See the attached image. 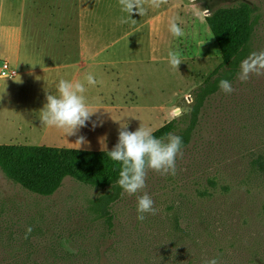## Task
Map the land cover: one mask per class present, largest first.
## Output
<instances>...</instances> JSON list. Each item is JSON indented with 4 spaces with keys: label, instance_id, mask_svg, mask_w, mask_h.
I'll return each instance as SVG.
<instances>
[{
    "label": "rangeland",
    "instance_id": "obj_1",
    "mask_svg": "<svg viewBox=\"0 0 264 264\" xmlns=\"http://www.w3.org/2000/svg\"><path fill=\"white\" fill-rule=\"evenodd\" d=\"M63 1L0 0L1 146L106 152L117 143L120 124L153 135L175 119L185 128L196 90L222 64L206 21L214 13L243 22L242 4L254 7L252 52L264 50V0H167L160 8L146 5L145 15L132 16L134 24L120 23L126 14L119 0H86L95 7V28L63 17L60 5L76 7L79 0ZM173 18L183 37L170 33ZM78 51H107L116 59L103 60L101 92L86 96L97 111L91 118L97 126L90 121L67 136L40 119L50 91L16 82L29 64ZM170 51L180 53L178 70L168 62ZM5 64L13 76L1 75ZM237 77L231 94L220 90L205 103L177 157L176 175L148 170L144 191L158 211L143 222L137 220L136 197L124 191L112 204L110 230L89 209L105 191L67 176L53 192H34L0 169V264H204L212 258L219 264H264V76L246 82ZM80 135L88 143L78 149ZM70 137L75 139L69 147L46 144ZM61 249L75 255L64 262L54 256Z\"/></svg>",
    "mask_w": 264,
    "mask_h": 264
},
{
    "label": "trees",
    "instance_id": "obj_2",
    "mask_svg": "<svg viewBox=\"0 0 264 264\" xmlns=\"http://www.w3.org/2000/svg\"><path fill=\"white\" fill-rule=\"evenodd\" d=\"M242 8L245 14L243 22L225 20L221 18L220 12L206 17L221 51L222 64L196 90L195 104L189 113L187 126L179 128L175 119L157 130L154 134L156 138H166L170 133L175 134L182 138V149L187 148L198 125L199 113L208 99L221 90L219 82L224 79L232 83L237 77L241 62L252 53V40L257 22L254 7L242 4ZM120 168L119 162L111 160L108 156V151L88 152L0 145V169L20 183L24 189L40 193L46 190L53 192L62 183V177L71 176L82 186L105 191L100 198L91 202L89 209L95 220H103L110 230L114 227L112 204L119 200L123 193V189L117 183ZM59 253L61 254L55 253L54 256L64 262L75 255L71 249H61Z\"/></svg>",
    "mask_w": 264,
    "mask_h": 264
},
{
    "label": "clouds",
    "instance_id": "obj_3",
    "mask_svg": "<svg viewBox=\"0 0 264 264\" xmlns=\"http://www.w3.org/2000/svg\"><path fill=\"white\" fill-rule=\"evenodd\" d=\"M166 3L167 0H119L121 11L126 14V17H121L120 23L125 24L131 21L134 24L136 20L132 16L134 14L145 15L148 10L146 5L160 8ZM169 31L176 38L185 35L177 18L171 20ZM168 58L170 66L178 70L180 63L183 62L180 53L170 51ZM253 75L264 76V50L252 52L241 62L237 78L241 82H246ZM86 80L89 85L97 84L92 74H88ZM219 87L225 94H231L234 91L228 80L222 79ZM85 91V85L81 82L72 83L60 80L57 86L58 95L46 94V104L40 116L42 123L63 129L67 136L77 135L80 129L88 126L92 116L97 113V111L90 110L86 97L83 95ZM91 122L92 127L95 128L97 122ZM75 143L80 149L87 145L88 141L80 135ZM182 148V138L178 135L170 133L166 138H156L148 128L140 126L135 131H129L127 124H120L118 141L112 150L108 151V156L121 165L117 181L119 186L129 196L136 197L138 221L143 222L146 214L155 215L158 211L154 207L152 197L144 191L148 170H153L162 176L176 175V160L178 156L182 158ZM31 231V227L26 229L25 238ZM204 264H219V262L216 258H212L205 260Z\"/></svg>",
    "mask_w": 264,
    "mask_h": 264
},
{
    "label": "crops",
    "instance_id": "obj_4",
    "mask_svg": "<svg viewBox=\"0 0 264 264\" xmlns=\"http://www.w3.org/2000/svg\"><path fill=\"white\" fill-rule=\"evenodd\" d=\"M29 1V0H25ZM50 1V0H46ZM65 1V0H64ZM63 1V2H64ZM62 2V3H63ZM76 7L74 4L68 3L67 7L60 5L63 8L62 16H66L72 19H75L79 26L81 27H93L95 28L97 24H95L92 19L95 13V7L91 3H86V0L76 1ZM70 4V5H69ZM80 4V5H79ZM59 7V5H57ZM73 8V9H72ZM53 18V17H52ZM157 21V20H153ZM154 23V22H151ZM114 53H110L107 51H78V52H64L56 54V57H52L51 61L48 62H40V63H32L26 66L27 69L23 68L25 71L21 74V76L17 80V84L22 86L24 84L31 86L36 83L38 90H46L52 92H57V86L60 80H67L72 83L81 82L85 85L86 91L83 94L85 97L88 95L92 98L95 97V92L100 89V78L99 75L100 69H102L105 59H116ZM56 59V60H55ZM87 59V61H86ZM114 63L112 61L108 62V65ZM23 67L24 65L21 64ZM116 65V63H115ZM88 74H92L97 81L96 85H89L87 83L86 77ZM43 75L47 77H42ZM34 77H40L39 80ZM30 83V84H28ZM50 89H49V88ZM36 90V89H35ZM92 90V91H91ZM99 93V92H98ZM23 95V94H22ZM55 95V94H53ZM99 95V94H98ZM46 96V95H45ZM44 104L46 102H43ZM29 124V123H28ZM75 138H67L64 141L59 140L58 143L55 140H50L46 138L47 146L48 143H54L52 146L56 147H69L70 143H74ZM50 141V142H49ZM44 145V144H43Z\"/></svg>",
    "mask_w": 264,
    "mask_h": 264
},
{
    "label": "built area",
    "instance_id": "obj_5",
    "mask_svg": "<svg viewBox=\"0 0 264 264\" xmlns=\"http://www.w3.org/2000/svg\"><path fill=\"white\" fill-rule=\"evenodd\" d=\"M7 71H9V66L8 65H4L3 66V68H2V70H1V73H3V74H1V75H3V76H13L15 73H14V71H12L11 72V74L9 75L8 73H7Z\"/></svg>",
    "mask_w": 264,
    "mask_h": 264
},
{
    "label": "water",
    "instance_id": "obj_6",
    "mask_svg": "<svg viewBox=\"0 0 264 264\" xmlns=\"http://www.w3.org/2000/svg\"><path fill=\"white\" fill-rule=\"evenodd\" d=\"M207 14H209V11H207Z\"/></svg>",
    "mask_w": 264,
    "mask_h": 264
}]
</instances>
